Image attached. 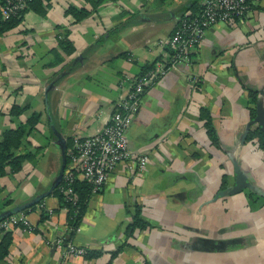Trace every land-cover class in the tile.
<instances>
[{"label": "crops", "instance_id": "obj_1", "mask_svg": "<svg viewBox=\"0 0 264 264\" xmlns=\"http://www.w3.org/2000/svg\"><path fill=\"white\" fill-rule=\"evenodd\" d=\"M95 1L41 0L0 33V134L24 127L15 153L27 156L0 176V216L47 191L24 212L31 231L6 230L4 264H264V198L250 189L214 197L232 184L233 162L264 192V150L246 140L257 127L248 125L250 109L258 103L264 112V0L204 31L188 63L144 88L125 132L144 165L117 163L66 239V211L52 190L67 142L102 128L141 68L166 57L178 18L201 0ZM70 7L88 14L74 22ZM59 39L71 53L57 48ZM137 210L148 226L126 237ZM64 239L100 253L69 254Z\"/></svg>", "mask_w": 264, "mask_h": 264}, {"label": "built area", "instance_id": "obj_2", "mask_svg": "<svg viewBox=\"0 0 264 264\" xmlns=\"http://www.w3.org/2000/svg\"><path fill=\"white\" fill-rule=\"evenodd\" d=\"M31 0H0V19L20 16ZM253 0H201L191 13H183L167 39L168 53L155 66L134 77L130 88L114 103L113 111L102 128L83 138H72L66 148L67 164L58 182V192L68 204H74L72 185L76 179L85 180L90 192L98 190L107 174L121 161H133L140 168L146 158L128 148L125 132L130 126L144 88L166 71H176L178 65L186 64L189 55L198 46L204 31L217 23L240 20L248 12ZM63 210H67L62 206ZM12 226L31 231L33 226L23 212L13 213L0 219V232ZM74 230H77V226ZM65 252L83 255L84 249L69 241L64 242Z\"/></svg>", "mask_w": 264, "mask_h": 264}, {"label": "trees", "instance_id": "obj_3", "mask_svg": "<svg viewBox=\"0 0 264 264\" xmlns=\"http://www.w3.org/2000/svg\"><path fill=\"white\" fill-rule=\"evenodd\" d=\"M41 0H31L28 5H33L35 3H39ZM101 0H96L95 2H100ZM163 1V0H160ZM27 5V7H28ZM194 6H192L188 12L186 13H191L194 10ZM74 20V22H78L79 20L83 19L84 17L87 16L88 12L85 11L84 9H76V8H68L66 11ZM21 15V14H20ZM20 22V16L6 19V20H1L0 19V33L5 32L9 29H12L15 27L18 23ZM57 48L61 50L65 54H69L72 52V47L70 44L63 40L59 39L57 40ZM53 53L55 51H52ZM155 66V63H149L147 65H144L141 68V73H144L150 69H152ZM140 73V74H141ZM251 95V104L254 106V94ZM251 115L254 114V107L250 109ZM11 115L13 116H18L20 113V110L13 107L10 110ZM204 115V114H202ZM207 118V117H206ZM38 121V115H32L27 121H26V126H28L29 129L33 128V126L37 123ZM205 125H208V121L206 119ZM24 133V127L20 126L17 129L14 130H6L3 133L0 134V176L4 174L5 172V167H8V170L10 172H15L20 168L21 162L27 158V156L23 155H16L15 151L20 145L21 138ZM246 140H254L256 144L258 145V148L264 150V135L260 132L258 127H255L253 129H250L247 136ZM70 142H67V146H69ZM223 183V181H222ZM223 186V184H222ZM221 186V187H222ZM73 192L75 194V202L74 204H68L62 199V195L58 192V185H56L52 192L58 197L60 207L65 206L66 207V224L68 226V235L66 236V239H69L75 229V227L78 225L79 220L83 214L86 200L90 194V186L85 180H80L76 179L72 185ZM248 197L250 198L253 193L248 192L247 193ZM34 205H31L28 208L23 209L21 212H26L27 209L32 208ZM46 215L44 212L40 213V218L42 219ZM5 218V217H4ZM148 226L146 222H144L138 213V210L135 211L131 222L125 227L124 229V234L126 237L131 236L132 232L135 229H141ZM10 234L8 231L4 230L0 232V264H4L3 259L8 253V246L10 244ZM64 239V241H66ZM125 244L122 243L121 246ZM119 246L118 248H120ZM84 249V256H96L100 253L99 250H90V249Z\"/></svg>", "mask_w": 264, "mask_h": 264}, {"label": "water", "instance_id": "obj_4", "mask_svg": "<svg viewBox=\"0 0 264 264\" xmlns=\"http://www.w3.org/2000/svg\"><path fill=\"white\" fill-rule=\"evenodd\" d=\"M193 2L195 3L196 0H194ZM46 99H47V97H46V93H45V95H44L45 106H47ZM263 113H264L263 112V109L257 103L255 105V116L250 120V122L248 123V125L250 126V125H254L255 124L258 127V129L260 130V132L264 135V118H263ZM46 114H47V118H48L47 109H46ZM60 176H61V172L59 174V177H58L57 182H55V184H54L55 186L58 184V182L60 180ZM232 177H233L232 184L230 186L225 187L224 190L217 191L216 194H215V196H214L215 198L217 196H222L224 194H227V195L237 194L239 192H242L244 189L255 190L261 197L264 198V192L259 191L258 189H256L251 184V182H249V180L247 179V176L240 169V166L236 162H233L232 163ZM46 194H47V191L42 192V193L34 196L33 198H31L28 201H26V202H24L22 204H19L17 206H14L10 210H8L4 214H2L0 216V219H3L4 217H7L8 215H11L13 213L20 212L23 209L28 208L31 205H34L42 197H44Z\"/></svg>", "mask_w": 264, "mask_h": 264}]
</instances>
